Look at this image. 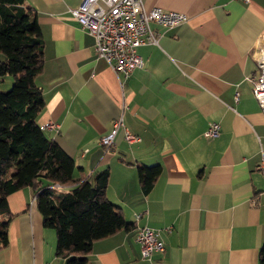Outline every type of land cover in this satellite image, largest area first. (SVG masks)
Returning a JSON list of instances; mask_svg holds the SVG:
<instances>
[{
  "label": "crops",
  "instance_id": "0c3cea01",
  "mask_svg": "<svg viewBox=\"0 0 264 264\" xmlns=\"http://www.w3.org/2000/svg\"><path fill=\"white\" fill-rule=\"evenodd\" d=\"M80 2L25 5L35 10L44 43L35 81L45 105L37 121L58 124L44 132L73 157L76 177L91 180L109 169L106 196L133 223L94 241L91 264H259L264 111L250 78L264 63V0H143L187 20L152 23L158 40L137 47L142 65L124 80L69 13ZM119 117L140 140L129 143L119 128L111 146L101 145ZM210 122L220 130L209 139L203 132ZM156 163L161 171L144 191L138 168ZM8 204L15 215L0 264H65L55 254V230L43 225L35 188L10 193ZM144 225L160 229L164 245L149 258L135 239Z\"/></svg>",
  "mask_w": 264,
  "mask_h": 264
},
{
  "label": "trees",
  "instance_id": "16d2710c",
  "mask_svg": "<svg viewBox=\"0 0 264 264\" xmlns=\"http://www.w3.org/2000/svg\"><path fill=\"white\" fill-rule=\"evenodd\" d=\"M43 39L35 10L25 0H0V249L8 244V226L15 215L8 195L24 186L35 188L43 225L55 230V254L65 264H91L94 241L131 229L120 207L106 196L109 169L93 178L75 176L72 156L48 137L37 118L45 100L35 78L42 71ZM161 171L159 163L138 168L144 191L151 189ZM68 186L64 193L57 187ZM264 264V244L259 248Z\"/></svg>",
  "mask_w": 264,
  "mask_h": 264
},
{
  "label": "built area",
  "instance_id": "2783aa9c",
  "mask_svg": "<svg viewBox=\"0 0 264 264\" xmlns=\"http://www.w3.org/2000/svg\"><path fill=\"white\" fill-rule=\"evenodd\" d=\"M69 13L83 29L93 35L95 53L103 57L123 80L142 65L137 47L157 42L158 33L152 28V23L172 27L187 20V15L183 12L156 6L147 8L143 0H81L79 5L69 8ZM250 80L253 84V96L264 111V63L260 64L258 76ZM41 127L57 129L58 124L48 121ZM119 128L123 129L124 139L129 143L140 140V136L131 132L119 117L113 121L109 132L100 138V144L111 146ZM219 129L217 122H210L203 134L206 138H214L219 134ZM258 167L264 175V155ZM139 216L136 212L135 219ZM165 230L169 231L170 228L166 227ZM160 231L147 225L137 228L135 239L143 258H149L154 251L164 249Z\"/></svg>",
  "mask_w": 264,
  "mask_h": 264
},
{
  "label": "rangeland",
  "instance_id": "374dc122",
  "mask_svg": "<svg viewBox=\"0 0 264 264\" xmlns=\"http://www.w3.org/2000/svg\"><path fill=\"white\" fill-rule=\"evenodd\" d=\"M2 54L0 53V58H2ZM9 78H11V76H9V75H5L4 77H3V79L2 80H0V88L3 90V91H6V90H8L9 88H10V86H11V84H12V81H11V83L6 87L5 86V82H4V80H7V79H9ZM66 189V188H65ZM64 188H61L60 190H59V192H57V193H64L66 190H65Z\"/></svg>",
  "mask_w": 264,
  "mask_h": 264
},
{
  "label": "bare ground",
  "instance_id": "6f19581e",
  "mask_svg": "<svg viewBox=\"0 0 264 264\" xmlns=\"http://www.w3.org/2000/svg\"><path fill=\"white\" fill-rule=\"evenodd\" d=\"M220 130V129H219Z\"/></svg>",
  "mask_w": 264,
  "mask_h": 264
}]
</instances>
